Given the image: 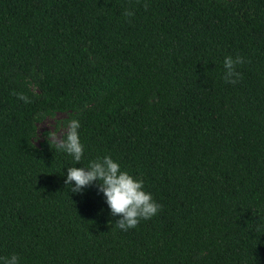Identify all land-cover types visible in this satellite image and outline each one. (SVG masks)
Listing matches in <instances>:
<instances>
[{
    "label": "trees",
    "instance_id": "16d2710c",
    "mask_svg": "<svg viewBox=\"0 0 264 264\" xmlns=\"http://www.w3.org/2000/svg\"><path fill=\"white\" fill-rule=\"evenodd\" d=\"M227 55L245 61L235 84ZM56 113L80 121L75 166L111 155L155 216L122 231L95 187L70 191L75 162L48 133L35 141ZM12 253L264 264V0H0V256Z\"/></svg>",
    "mask_w": 264,
    "mask_h": 264
},
{
    "label": "clouds",
    "instance_id": "9594fccd",
    "mask_svg": "<svg viewBox=\"0 0 264 264\" xmlns=\"http://www.w3.org/2000/svg\"><path fill=\"white\" fill-rule=\"evenodd\" d=\"M124 15L132 16L133 13L126 10ZM244 62V58L239 55L224 57L222 79L225 83H236L239 77L236 67ZM18 98L25 102L28 99L22 94ZM79 129L80 121L75 118L69 119L66 123L65 136L57 143V148L75 162L74 166L66 167L64 178V184L70 191L83 195L87 188L95 187L109 215L116 217L114 225L122 231L135 228L141 220H148L155 216L159 211V205L152 194L144 190V181L123 169L111 155L98 156L82 167L75 166L81 164L84 154ZM54 139L55 133L49 132L47 142ZM100 211L103 212L104 209ZM0 264H21V259L17 253H12L8 256H0Z\"/></svg>",
    "mask_w": 264,
    "mask_h": 264
},
{
    "label": "rangeland",
    "instance_id": "374dc122",
    "mask_svg": "<svg viewBox=\"0 0 264 264\" xmlns=\"http://www.w3.org/2000/svg\"><path fill=\"white\" fill-rule=\"evenodd\" d=\"M65 115L62 113H56L53 116L44 118L37 124V137L36 143L42 139L44 133H55V139L53 141H60L61 135L66 131V125L62 124Z\"/></svg>",
    "mask_w": 264,
    "mask_h": 264
}]
</instances>
